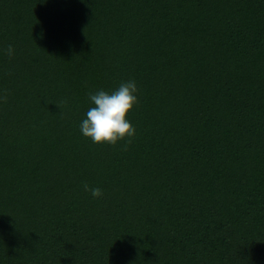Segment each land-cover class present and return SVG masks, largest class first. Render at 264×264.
I'll return each instance as SVG.
<instances>
[{
	"label": "trees",
	"instance_id": "trees-1",
	"mask_svg": "<svg viewBox=\"0 0 264 264\" xmlns=\"http://www.w3.org/2000/svg\"><path fill=\"white\" fill-rule=\"evenodd\" d=\"M128 80L127 150L85 138ZM5 89L0 264H264V0H0Z\"/></svg>",
	"mask_w": 264,
	"mask_h": 264
},
{
	"label": "clouds",
	"instance_id": "clouds-1",
	"mask_svg": "<svg viewBox=\"0 0 264 264\" xmlns=\"http://www.w3.org/2000/svg\"><path fill=\"white\" fill-rule=\"evenodd\" d=\"M6 54L11 58L15 49L9 45ZM138 87L135 80L123 81L118 88L111 92L100 89L89 93L91 105L86 112V119L80 125V131L85 138L91 139L95 144H110L115 146L120 141H126L124 150L136 136V128L127 116L139 103ZM8 90H0V102L7 103ZM66 104V101H62ZM59 107V105H58ZM83 189L90 192L94 198L103 196L99 187L83 184Z\"/></svg>",
	"mask_w": 264,
	"mask_h": 264
}]
</instances>
